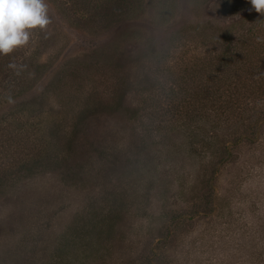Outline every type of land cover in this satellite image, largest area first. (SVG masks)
Wrapping results in <instances>:
<instances>
[{
    "label": "rangeland",
    "instance_id": "obj_1",
    "mask_svg": "<svg viewBox=\"0 0 264 264\" xmlns=\"http://www.w3.org/2000/svg\"><path fill=\"white\" fill-rule=\"evenodd\" d=\"M44 3L0 55V264H264V14Z\"/></svg>",
    "mask_w": 264,
    "mask_h": 264
},
{
    "label": "clouds",
    "instance_id": "obj_2",
    "mask_svg": "<svg viewBox=\"0 0 264 264\" xmlns=\"http://www.w3.org/2000/svg\"><path fill=\"white\" fill-rule=\"evenodd\" d=\"M251 10L264 14V0H248ZM50 23L44 0H0V55L26 45L30 30Z\"/></svg>",
    "mask_w": 264,
    "mask_h": 264
}]
</instances>
